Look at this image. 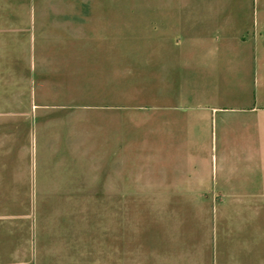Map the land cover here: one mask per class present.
Instances as JSON below:
<instances>
[{
    "label": "crops",
    "instance_id": "0c3cea01",
    "mask_svg": "<svg viewBox=\"0 0 264 264\" xmlns=\"http://www.w3.org/2000/svg\"><path fill=\"white\" fill-rule=\"evenodd\" d=\"M93 1L0 0V264H38L40 192L98 191ZM174 1L144 13L158 38L128 40L141 52L114 58L112 88L141 75L153 111L141 167L112 175L111 190L206 208L209 255L264 264V0ZM111 15L118 30L138 22ZM88 147L95 156L80 157Z\"/></svg>",
    "mask_w": 264,
    "mask_h": 264
},
{
    "label": "rangeland",
    "instance_id": "374dc122",
    "mask_svg": "<svg viewBox=\"0 0 264 264\" xmlns=\"http://www.w3.org/2000/svg\"><path fill=\"white\" fill-rule=\"evenodd\" d=\"M92 1L88 0V3ZM93 2H98V191L39 193L37 232L42 239L49 232H56V235L52 243L44 239L37 248L35 220L31 262L229 264L228 257L208 254L211 247L208 209L178 206L180 202L170 200L168 193L111 190L116 187L111 184L112 175L141 167L142 141L148 134L142 116L151 110L143 107L148 102L142 95L143 89L136 87L142 85L141 75L129 76V79L132 77L130 82L120 80V88H112V83L121 79L114 70L118 66L114 58L124 54L127 58L132 55L129 50L141 52L138 48H128V40L140 43L150 39L149 36L158 38L159 25L143 23L142 20L150 18L144 13L182 5L174 0ZM120 11L133 13V18L138 20L135 26L129 27L130 31L124 26L125 30H118L121 26L111 22V14ZM122 65L126 66V62ZM138 67L141 71L142 65ZM124 83L125 87H122ZM78 155L91 157L94 154L88 147L86 154L79 151ZM95 170L94 167L86 168L88 174ZM61 229L69 237H62Z\"/></svg>",
    "mask_w": 264,
    "mask_h": 264
}]
</instances>
